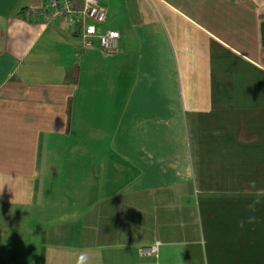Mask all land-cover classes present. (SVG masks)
Here are the masks:
<instances>
[{
  "label": "crops",
  "instance_id": "obj_1",
  "mask_svg": "<svg viewBox=\"0 0 264 264\" xmlns=\"http://www.w3.org/2000/svg\"><path fill=\"white\" fill-rule=\"evenodd\" d=\"M100 3L0 0V264H264V0Z\"/></svg>",
  "mask_w": 264,
  "mask_h": 264
},
{
  "label": "built area",
  "instance_id": "obj_2",
  "mask_svg": "<svg viewBox=\"0 0 264 264\" xmlns=\"http://www.w3.org/2000/svg\"><path fill=\"white\" fill-rule=\"evenodd\" d=\"M28 21L41 22L46 25L63 23L78 31L82 49L91 48L92 38L98 40V47L106 54L117 51L119 33L112 29L100 31L99 27L107 18V8L100 0H43L39 8H28L24 11ZM159 242H155L142 252L155 254Z\"/></svg>",
  "mask_w": 264,
  "mask_h": 264
},
{
  "label": "clouds",
  "instance_id": "obj_3",
  "mask_svg": "<svg viewBox=\"0 0 264 264\" xmlns=\"http://www.w3.org/2000/svg\"><path fill=\"white\" fill-rule=\"evenodd\" d=\"M253 185L255 184V182H251ZM3 190V186H0V191ZM254 207V206H253ZM252 221V218L249 219V222ZM241 226H243V221L241 222ZM86 260H87V254L86 253H82L78 259H77V262L76 264H86Z\"/></svg>",
  "mask_w": 264,
  "mask_h": 264
}]
</instances>
